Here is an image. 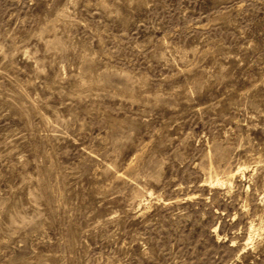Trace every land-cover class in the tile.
<instances>
[{
    "label": "rangeland",
    "instance_id": "obj_1",
    "mask_svg": "<svg viewBox=\"0 0 264 264\" xmlns=\"http://www.w3.org/2000/svg\"><path fill=\"white\" fill-rule=\"evenodd\" d=\"M0 264H264V0H0Z\"/></svg>",
    "mask_w": 264,
    "mask_h": 264
}]
</instances>
